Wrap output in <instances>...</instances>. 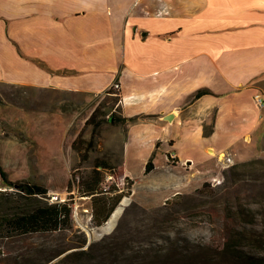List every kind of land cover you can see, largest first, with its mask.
<instances>
[{"label":"rangeland","instance_id":"374dc122","mask_svg":"<svg viewBox=\"0 0 264 264\" xmlns=\"http://www.w3.org/2000/svg\"><path fill=\"white\" fill-rule=\"evenodd\" d=\"M110 89L0 84L1 169L12 183L45 188L48 204L57 195L67 213L18 224L6 207L24 200L15 186L0 184L14 198L10 204L0 196V264H264V157L234 162L224 155L178 166V158L165 160L174 153L168 141H157L153 153L138 150L128 137L133 121L110 118L122 117L117 87ZM92 114L102 121L94 134ZM148 159L153 169L144 174ZM101 161L108 165L102 189L122 198L106 222L93 226L90 197L80 196L78 185Z\"/></svg>","mask_w":264,"mask_h":264},{"label":"crops","instance_id":"0c3cea01","mask_svg":"<svg viewBox=\"0 0 264 264\" xmlns=\"http://www.w3.org/2000/svg\"><path fill=\"white\" fill-rule=\"evenodd\" d=\"M123 6L0 0V84L89 94L115 84L121 116H138L130 146L168 141L178 166L264 157V0ZM201 88L211 94L192 99Z\"/></svg>","mask_w":264,"mask_h":264},{"label":"trees","instance_id":"16d2710c","mask_svg":"<svg viewBox=\"0 0 264 264\" xmlns=\"http://www.w3.org/2000/svg\"><path fill=\"white\" fill-rule=\"evenodd\" d=\"M111 88V87H110ZM107 90V93H110L111 89ZM211 94V91L206 88L198 89L194 92L192 99H197L203 95ZM94 114L88 120L87 124H92V134L95 133V130L101 124V120H97L93 122ZM111 120L114 123H125L126 121H134L138 118V116L133 117H115L111 115ZM211 130V127H210ZM210 130H204V134L207 135ZM87 157L86 154L82 155V159L85 160ZM153 169L151 159H148L144 166V174L149 173ZM108 172V165L105 162H97L94 164L93 168L88 172L87 175L80 176V183L78 185V189L80 190V196L90 197V208H91V220L93 226H100L104 222L107 221L109 216L114 211L117 204L120 202L122 198V193H117L118 190L114 189V192L111 191V196L107 195L106 190H103L101 185L106 178V174ZM231 179V178H230ZM0 184L2 186H6L10 188L11 186H15L17 195L24 200V204L20 207H16V205H11L10 207H6V211L16 213V218L19 222H23L25 226H31L38 220L44 219H56L60 216H66L67 213L64 212V207L66 205L63 203H50L48 204L46 201L44 202L41 198L46 197V189L42 188L38 185L29 184V183H12L8 181L6 173L0 167ZM6 191H0V196L5 197V201L10 204L14 203V198L10 195L5 194ZM43 201V202H42ZM6 202V203H7ZM18 202V201H15ZM15 210V211H14ZM57 253L56 255L60 254ZM55 255V256H56ZM54 257V256H53ZM53 257H50L48 260H51ZM251 263L247 264H262L253 259L249 260Z\"/></svg>","mask_w":264,"mask_h":264},{"label":"built area","instance_id":"2783aa9c","mask_svg":"<svg viewBox=\"0 0 264 264\" xmlns=\"http://www.w3.org/2000/svg\"><path fill=\"white\" fill-rule=\"evenodd\" d=\"M112 86H115V87H117L115 84L114 85H112ZM255 102H256V104H258V105H262V100H261V98H260V96L259 95H255ZM176 158H177V156H176V154L175 153H173V152H167L166 154H165V160L166 161H171V162H174L175 160H176ZM227 161H230V158L228 157L227 158ZM59 200V198H58V196L57 195H50V201H58ZM61 200V199H60Z\"/></svg>","mask_w":264,"mask_h":264},{"label":"water","instance_id":"95a60500","mask_svg":"<svg viewBox=\"0 0 264 264\" xmlns=\"http://www.w3.org/2000/svg\"><path fill=\"white\" fill-rule=\"evenodd\" d=\"M163 118H164L165 120H167V121H171V120H172V115L169 114V115L164 116Z\"/></svg>","mask_w":264,"mask_h":264},{"label":"bare ground","instance_id":"6f19581e","mask_svg":"<svg viewBox=\"0 0 264 264\" xmlns=\"http://www.w3.org/2000/svg\"><path fill=\"white\" fill-rule=\"evenodd\" d=\"M231 164V163H230Z\"/></svg>","mask_w":264,"mask_h":264}]
</instances>
